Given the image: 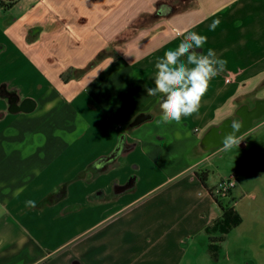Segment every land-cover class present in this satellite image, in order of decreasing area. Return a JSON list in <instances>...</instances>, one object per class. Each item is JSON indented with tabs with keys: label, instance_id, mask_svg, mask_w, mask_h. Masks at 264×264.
Masks as SVG:
<instances>
[{
	"label": "crops",
	"instance_id": "obj_1",
	"mask_svg": "<svg viewBox=\"0 0 264 264\" xmlns=\"http://www.w3.org/2000/svg\"><path fill=\"white\" fill-rule=\"evenodd\" d=\"M188 32L226 70L197 114L161 124L146 87ZM2 85L18 99L0 96V264H220L236 191L264 194V0H16L0 8ZM232 121L250 153L223 235L208 162Z\"/></svg>",
	"mask_w": 264,
	"mask_h": 264
},
{
	"label": "clouds",
	"instance_id": "obj_2",
	"mask_svg": "<svg viewBox=\"0 0 264 264\" xmlns=\"http://www.w3.org/2000/svg\"><path fill=\"white\" fill-rule=\"evenodd\" d=\"M170 8L161 4L158 14L167 15ZM219 20L213 21L211 29H215ZM207 36L197 32H188L174 49H168L155 63V87L147 88V95L160 100V120L158 123H179L182 117L192 116L200 110L202 98L205 96L210 81L225 72L227 61L217 58L213 49L206 54L198 53L207 42ZM228 131L221 139L224 150H230L241 143L238 135L241 125L238 121L229 124ZM31 203V202H29Z\"/></svg>",
	"mask_w": 264,
	"mask_h": 264
},
{
	"label": "rangeland",
	"instance_id": "obj_3",
	"mask_svg": "<svg viewBox=\"0 0 264 264\" xmlns=\"http://www.w3.org/2000/svg\"><path fill=\"white\" fill-rule=\"evenodd\" d=\"M135 5L136 3L132 5V11L135 9ZM148 20L149 18H143L141 23L145 24ZM236 148L224 150L211 156L208 162L210 165L209 170L211 171L209 177L211 184L216 185L222 178L233 175L238 158L241 161L250 153L249 151L247 154ZM259 156H264V150L261 148L256 155V163ZM236 194L237 209L243 217V222L228 234L221 250L220 264H235L240 259L241 261L252 260L257 252L264 251V194L254 193L256 198H252V196L243 197V194H239L237 191ZM240 249L243 251L241 256H236L234 251Z\"/></svg>",
	"mask_w": 264,
	"mask_h": 264
},
{
	"label": "trees",
	"instance_id": "obj_4",
	"mask_svg": "<svg viewBox=\"0 0 264 264\" xmlns=\"http://www.w3.org/2000/svg\"><path fill=\"white\" fill-rule=\"evenodd\" d=\"M16 1L14 0H4L0 2V8L9 9L11 8ZM142 22V18L137 20L134 25L140 24ZM103 53L99 54V58L102 57ZM0 96L9 97L12 101L13 99L16 101L18 99L17 94L15 92H9L5 85L0 87ZM153 118V114H139L137 115L131 122L130 127H137ZM123 146V137L121 136L116 149L109 156V158H115L121 152ZM201 182L205 185V182L208 178L209 172L207 170H203L200 173H197ZM212 195V194H211ZM217 204L222 210V216L220 219H217L212 226L208 229V231H219L221 234H228L233 228L239 226L242 222V218L240 214L235 210L234 204L231 200H227L226 202L217 201ZM211 239V238H210ZM215 241V240H212Z\"/></svg>",
	"mask_w": 264,
	"mask_h": 264
},
{
	"label": "built area",
	"instance_id": "obj_5",
	"mask_svg": "<svg viewBox=\"0 0 264 264\" xmlns=\"http://www.w3.org/2000/svg\"><path fill=\"white\" fill-rule=\"evenodd\" d=\"M2 1L4 0H0V2ZM236 177V174H233L229 177H224L218 182L215 187L210 190V193L215 198V200L217 199V201L221 202L231 200L234 204V199L232 198V190L234 189L237 182Z\"/></svg>",
	"mask_w": 264,
	"mask_h": 264
}]
</instances>
